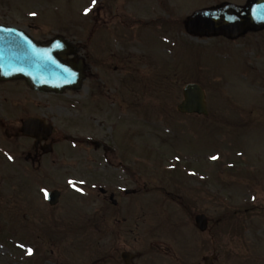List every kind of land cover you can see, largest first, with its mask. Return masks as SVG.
<instances>
[{"label":"rangeland","instance_id":"obj_1","mask_svg":"<svg viewBox=\"0 0 264 264\" xmlns=\"http://www.w3.org/2000/svg\"><path fill=\"white\" fill-rule=\"evenodd\" d=\"M223 1L238 4L246 2L96 0L93 4V0H0V5L9 10L8 18L16 16L13 19L21 25L30 22L23 13L32 14L28 16L35 14V19L43 24L38 27V23H33L38 36L43 33L47 37L51 36L47 34L48 31H57L54 28L57 25L83 33L84 36L80 38L84 42L88 38L87 33L93 34L91 40L94 44L88 41L87 49L94 59L103 58L105 53L111 55L112 51L117 55L123 52L143 55L141 63L146 66V74L153 76L159 72L162 80L154 77L141 80V74L136 72L139 62H134L129 69L131 72L126 76V81H129L127 86L142 91L146 85L147 96L155 98V83L162 81L159 89L167 91L157 94L163 98L166 107L180 102L182 95L178 96L179 89L188 79L201 81L209 96V117L179 116L176 120L173 117L165 119L164 115L160 116L152 109L150 112L154 114L145 113L149 116L145 122L132 118L122 121L124 131H129L127 139L128 144L132 145L129 147L132 149L130 152L134 150L138 154L137 144L143 146L145 169L141 166L143 171L139 170L140 165L136 162L133 170L149 184L146 186L148 191L145 190L146 217L158 218L157 213L167 217L163 226L173 227L174 231L167 230L170 236L156 238L167 243L173 242L176 245L175 255L182 259L188 256L193 264H199L205 254L217 255L215 264H264V30L249 32L236 40L223 37L202 39L186 33L183 24L184 18L195 9ZM11 7L14 12L10 11ZM86 9L91 10L86 12ZM113 68L111 66L110 70ZM111 73L107 71L101 81H110L112 92L116 90V84L112 82ZM93 87L90 82L89 88L85 87L78 95L83 97L85 104L80 102L77 109L70 108L69 111L76 114L77 118L83 117L93 124L94 128L90 132L94 131L95 138H107L109 124L102 126V123L95 124L89 119L93 112L98 115L104 112H96L94 103L88 104L90 99H95V103L100 102V99L90 94L93 93ZM119 89L123 90V87ZM157 99L152 98L150 105H156ZM107 101L112 105L111 98ZM91 109L93 112H90ZM114 111L116 109H109V112ZM140 114L143 115L141 111ZM107 116L110 118L108 113ZM164 123L177 125L174 144H162L159 140L169 136L161 130L166 127L162 125ZM138 127L141 136L132 134L137 133ZM80 129L89 131L84 123ZM175 148L178 150L172 152ZM155 164L164 169L161 171L163 173L155 171ZM183 164L190 168L186 169ZM159 177L162 181L158 180ZM15 181L27 201L29 187L35 184L23 173H17ZM157 186H163L161 191L164 193L178 195L182 198L179 201L182 204L168 200L172 195L156 192L153 187L156 189ZM37 207L41 212L45 210L43 204ZM198 213L207 215L209 228L203 233L195 228L197 232L194 230L191 233L193 228L187 227L192 226ZM7 215H11L13 220L3 230L1 228L5 224L0 220V240L4 238L9 245L0 241V264H69L64 254L57 255V249L51 255L52 244L44 242L37 244L39 255L36 253L39 257L43 253L44 260L29 259L25 245L30 243L28 237L35 238L37 229L30 227L11 210ZM195 237L200 243H193ZM154 254L158 255L156 264H166L160 252ZM90 263L91 259L78 264Z\"/></svg>","mask_w":264,"mask_h":264},{"label":"flooded vegetation","instance_id":"obj_2","mask_svg":"<svg viewBox=\"0 0 264 264\" xmlns=\"http://www.w3.org/2000/svg\"><path fill=\"white\" fill-rule=\"evenodd\" d=\"M33 34L31 28L26 29ZM38 39H46L38 37ZM80 51L85 45L80 41L76 44ZM86 59L88 56H85ZM88 60V59H87ZM85 74L89 78L98 77L97 60L86 61ZM117 69V68H116ZM99 93L106 95L103 86H98ZM73 92L67 91L58 95L51 92H41L30 89L22 80L3 82L0 80V206L12 207L18 193L15 190L14 166L25 171L28 179L35 185H30L28 196V225L36 228L46 220V210L52 217L67 214L82 206L93 208L91 218L85 220L72 219L64 222L63 230L70 234H59V221L53 218V227L43 228V234L36 237L44 243H51V254L57 249V255L62 254L61 243L74 242L82 235L81 227L87 225L90 237L95 238V252L91 264H127L123 256L127 253L131 264H156L155 251H163L170 263L176 257L174 246L160 240L147 241L141 235L144 226L143 204L138 206V215L131 213L136 207L134 201L126 199L127 195H140L145 189V183L140 174L129 171V157L123 146L117 149L107 140L90 139L91 154L83 156L78 151L81 139L73 136L72 118L69 117L70 103L66 96ZM30 120L27 129L25 122ZM26 129L27 131H24ZM71 140L75 148L71 146ZM82 161L89 163L90 177L93 186L82 190L76 187V179H81ZM15 164V165H14ZM67 179H75L73 186H66ZM130 182L132 189L122 191L120 185ZM98 184V186H96ZM104 185L105 187L102 188ZM34 186V187H32ZM47 190V193H45ZM51 190H58L59 202L62 207H49L47 198ZM116 201V203H114ZM48 203V204H47ZM44 205L43 212L37 205ZM47 206L51 209H47ZM99 224L105 229H99ZM105 232L104 244L98 246L97 237ZM101 239V238H100ZM146 252L149 255H146ZM152 254V255H151ZM149 258V259H148Z\"/></svg>","mask_w":264,"mask_h":264},{"label":"water","instance_id":"obj_3","mask_svg":"<svg viewBox=\"0 0 264 264\" xmlns=\"http://www.w3.org/2000/svg\"><path fill=\"white\" fill-rule=\"evenodd\" d=\"M186 26L189 32L199 35L223 34L230 38L237 37L248 29L264 27V0H249L243 8L225 4L217 9L198 11L188 19ZM20 36L26 42L24 49L2 48L0 51L3 75L24 77L35 87L53 89L74 86L80 79L73 68L57 60L56 54L61 51V48H55L59 47L58 44L37 43L26 39L24 35ZM7 59L13 62L8 63ZM184 96V101L178 106L180 111L208 115L205 93L200 85L188 84ZM197 225L205 230L207 218L204 215L197 216ZM211 260V257H207L206 264H212Z\"/></svg>","mask_w":264,"mask_h":264},{"label":"snow or ice","instance_id":"obj_4","mask_svg":"<svg viewBox=\"0 0 264 264\" xmlns=\"http://www.w3.org/2000/svg\"><path fill=\"white\" fill-rule=\"evenodd\" d=\"M95 2H96V0H93V4H95ZM91 9H86L85 11L87 12V11H90ZM33 15H35V14H33ZM215 158V157H214ZM45 193H47V190H45ZM253 199H255V197H253ZM32 250L31 249H29V252H31Z\"/></svg>","mask_w":264,"mask_h":264}]
</instances>
